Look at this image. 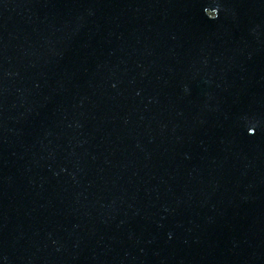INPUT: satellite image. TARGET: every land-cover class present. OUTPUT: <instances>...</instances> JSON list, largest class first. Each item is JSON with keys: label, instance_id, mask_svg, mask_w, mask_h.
Here are the masks:
<instances>
[{"label": "water", "instance_id": "1", "mask_svg": "<svg viewBox=\"0 0 264 264\" xmlns=\"http://www.w3.org/2000/svg\"><path fill=\"white\" fill-rule=\"evenodd\" d=\"M0 264H264V0H0Z\"/></svg>", "mask_w": 264, "mask_h": 264}]
</instances>
